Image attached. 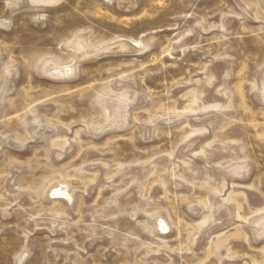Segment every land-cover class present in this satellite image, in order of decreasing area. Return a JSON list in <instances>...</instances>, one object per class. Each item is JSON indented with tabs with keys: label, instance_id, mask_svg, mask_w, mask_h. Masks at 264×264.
Instances as JSON below:
<instances>
[{
	"label": "rangeland",
	"instance_id": "obj_1",
	"mask_svg": "<svg viewBox=\"0 0 264 264\" xmlns=\"http://www.w3.org/2000/svg\"><path fill=\"white\" fill-rule=\"evenodd\" d=\"M0 264H264V0H0Z\"/></svg>",
	"mask_w": 264,
	"mask_h": 264
}]
</instances>
